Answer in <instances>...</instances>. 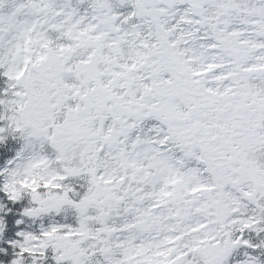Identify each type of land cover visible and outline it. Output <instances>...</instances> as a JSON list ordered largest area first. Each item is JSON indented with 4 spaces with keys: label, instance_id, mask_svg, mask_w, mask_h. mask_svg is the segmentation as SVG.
<instances>
[{
    "label": "snow or ice",
    "instance_id": "6c2138e0",
    "mask_svg": "<svg viewBox=\"0 0 264 264\" xmlns=\"http://www.w3.org/2000/svg\"><path fill=\"white\" fill-rule=\"evenodd\" d=\"M0 264H264V0H0Z\"/></svg>",
    "mask_w": 264,
    "mask_h": 264
}]
</instances>
